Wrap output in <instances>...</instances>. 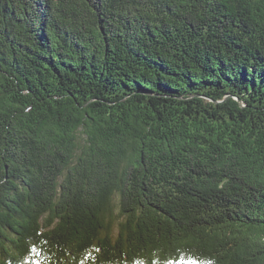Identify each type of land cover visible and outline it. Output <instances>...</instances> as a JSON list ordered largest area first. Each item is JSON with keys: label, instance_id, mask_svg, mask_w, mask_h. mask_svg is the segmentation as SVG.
<instances>
[{"label": "trees", "instance_id": "16d2710c", "mask_svg": "<svg viewBox=\"0 0 264 264\" xmlns=\"http://www.w3.org/2000/svg\"><path fill=\"white\" fill-rule=\"evenodd\" d=\"M0 264H264V0H0Z\"/></svg>", "mask_w": 264, "mask_h": 264}]
</instances>
